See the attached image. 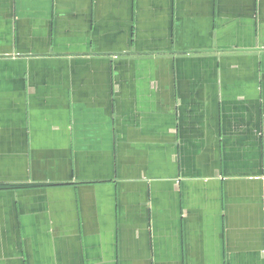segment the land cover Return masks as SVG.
I'll return each instance as SVG.
<instances>
[{"label":"crops","instance_id":"crops-1","mask_svg":"<svg viewBox=\"0 0 264 264\" xmlns=\"http://www.w3.org/2000/svg\"><path fill=\"white\" fill-rule=\"evenodd\" d=\"M0 264H264V0H0Z\"/></svg>","mask_w":264,"mask_h":264}]
</instances>
